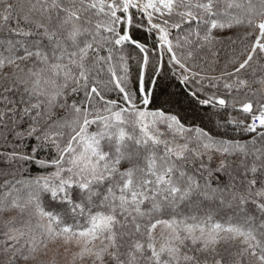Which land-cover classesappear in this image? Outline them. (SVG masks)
Wrapping results in <instances>:
<instances>
[{"label": "snow or ice", "instance_id": "obj_1", "mask_svg": "<svg viewBox=\"0 0 264 264\" xmlns=\"http://www.w3.org/2000/svg\"><path fill=\"white\" fill-rule=\"evenodd\" d=\"M0 264H264V0H0Z\"/></svg>", "mask_w": 264, "mask_h": 264}, {"label": "trees", "instance_id": "obj_2", "mask_svg": "<svg viewBox=\"0 0 264 264\" xmlns=\"http://www.w3.org/2000/svg\"><path fill=\"white\" fill-rule=\"evenodd\" d=\"M61 207H63V205L54 202L52 205H50L49 210H58Z\"/></svg>", "mask_w": 264, "mask_h": 264}]
</instances>
